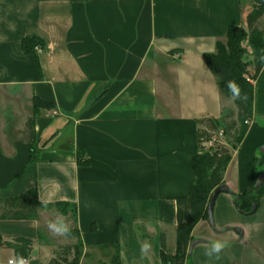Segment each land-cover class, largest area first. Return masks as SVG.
<instances>
[{
  "label": "crops",
  "instance_id": "obj_1",
  "mask_svg": "<svg viewBox=\"0 0 264 264\" xmlns=\"http://www.w3.org/2000/svg\"><path fill=\"white\" fill-rule=\"evenodd\" d=\"M255 2L0 0V264H49L78 241L72 230L84 244L81 264H111L117 253L122 264L176 256L177 201L196 180L199 120L219 119L224 104L205 54L244 25ZM28 36L44 46L24 51ZM253 87V115L224 174L230 191L218 195L213 224L194 228L189 255L170 264H264V220L256 221L264 66ZM250 189L263 199L247 217L234 196ZM29 190L33 215L3 218L5 200ZM215 241L226 246L208 255Z\"/></svg>",
  "mask_w": 264,
  "mask_h": 264
},
{
  "label": "trees",
  "instance_id": "obj_2",
  "mask_svg": "<svg viewBox=\"0 0 264 264\" xmlns=\"http://www.w3.org/2000/svg\"><path fill=\"white\" fill-rule=\"evenodd\" d=\"M247 41L253 50L252 62L245 60L246 48L243 42ZM36 46H44V42L37 36H28L23 41L24 51H32ZM205 60L214 76L223 95L232 97L238 109L239 121L235 142L240 143L246 135L254 109V87L253 80L259 75L264 66V0H256L254 9L246 15L243 26H232L229 28L226 40L217 43L215 53L205 54ZM253 65V73L249 67ZM235 85L238 91H233L229 85ZM43 102V101H40ZM45 103V102H43ZM47 103V102H46ZM39 104L36 103V107ZM205 129L199 130V152L194 158V172L196 180L193 183L190 194L179 198L178 204V226H177V254L178 257L189 255L193 241L192 232L196 225L202 220H208V206L211 196L216 188L225 184L224 174L232 159V151L227 147L209 149L205 148L213 134L219 133L221 126L224 132L229 133L235 122L225 123L224 119L203 118L199 120ZM35 190H29L18 198L6 199L3 206V218H24L33 215L28 210L29 206H37ZM234 201L240 212L249 215L255 213L259 206V198L254 195V190L234 196ZM57 207L62 213H69L68 202H58ZM75 215V207L73 208ZM68 234L77 235L75 244L59 246L56 256L49 264H81L84 244L77 230L68 231ZM23 249L28 250L31 241L20 239ZM18 249L19 246L15 245ZM175 256V257H176ZM166 253L162 254L163 264H170L174 258ZM111 264H122L119 253L115 254Z\"/></svg>",
  "mask_w": 264,
  "mask_h": 264
},
{
  "label": "rangeland",
  "instance_id": "obj_3",
  "mask_svg": "<svg viewBox=\"0 0 264 264\" xmlns=\"http://www.w3.org/2000/svg\"><path fill=\"white\" fill-rule=\"evenodd\" d=\"M243 46L246 48L245 60L249 61V62H252V60L254 58L252 48L248 45L247 41L243 42ZM253 67H254L253 65H251L249 67V71L251 73H253ZM223 96H224V104H223L222 116L219 119L223 118L225 123H227V124H231L232 125L234 122H235V124L229 130L228 134L224 132V130H225L224 126H221L219 128V130H218L219 134H220V132H224V133H223L222 136L219 137L218 141L215 143L213 148L227 147V148H229L232 151L231 147L233 145L236 146V144H237L235 142V137L237 135L238 125H239V121H238V118H237L238 109H237V107H236V105L234 103V99L232 97H226L225 95H223ZM216 134H218V133L213 134V136L216 135ZM225 144H230V147L226 146ZM205 148H207V149L210 148L208 143L206 144ZM255 195L257 196V198H259V202L264 198V197L262 198V196L257 194L256 192H255ZM69 210H70V212L73 213L71 206L69 207ZM257 211H258V209H257ZM257 211L255 213L247 215V217L253 216L254 214L258 215V212H260V211H258V212ZM263 220H264V213L260 212V214L256 218V221H263ZM48 223H49V225L51 224L50 222H48ZM48 223H47V225H48ZM54 224L57 225L58 223L54 222ZM50 226H52V224ZM56 229L54 228L55 231H57ZM262 259H264V257Z\"/></svg>",
  "mask_w": 264,
  "mask_h": 264
},
{
  "label": "water",
  "instance_id": "obj_4",
  "mask_svg": "<svg viewBox=\"0 0 264 264\" xmlns=\"http://www.w3.org/2000/svg\"><path fill=\"white\" fill-rule=\"evenodd\" d=\"M229 192V188L224 184L218 188L215 189V191L213 192L212 196H211V199H210V203H209V206H208V214H209V220L210 222L213 224L214 222V219H213V208H214V204H215V201L218 197V195L222 192ZM196 241H194L190 247V250L192 251V249L194 248V246L196 245Z\"/></svg>",
  "mask_w": 264,
  "mask_h": 264
},
{
  "label": "clouds",
  "instance_id": "obj_5",
  "mask_svg": "<svg viewBox=\"0 0 264 264\" xmlns=\"http://www.w3.org/2000/svg\"><path fill=\"white\" fill-rule=\"evenodd\" d=\"M230 88H232V90L238 91V89H236L235 85L230 84L229 85ZM57 231H66V227H64L63 225H61V227L56 229ZM226 246V242L224 241H215L212 243V247L211 250L207 253L208 255H212V254H218L222 251V249Z\"/></svg>",
  "mask_w": 264,
  "mask_h": 264
},
{
  "label": "built area",
  "instance_id": "obj_6",
  "mask_svg": "<svg viewBox=\"0 0 264 264\" xmlns=\"http://www.w3.org/2000/svg\"><path fill=\"white\" fill-rule=\"evenodd\" d=\"M224 132H220V134L214 135L211 140L208 142L210 147H213L215 143L218 141L219 137L223 135ZM21 264H28L29 260L27 258H21L20 259ZM10 263H13V260L10 261Z\"/></svg>",
  "mask_w": 264,
  "mask_h": 264
}]
</instances>
